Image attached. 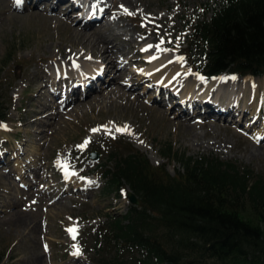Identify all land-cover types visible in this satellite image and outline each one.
I'll use <instances>...</instances> for the list:
<instances>
[{
    "label": "rangeland",
    "instance_id": "rangeland-1",
    "mask_svg": "<svg viewBox=\"0 0 264 264\" xmlns=\"http://www.w3.org/2000/svg\"><path fill=\"white\" fill-rule=\"evenodd\" d=\"M12 1L16 4L20 0ZM176 1L151 0L146 7L151 13L158 14L157 20L144 16V6H139L135 12L127 10L128 18L123 21L124 26L116 27L115 33L124 34L127 39L135 37L147 48L151 47L153 35H142L135 27L163 29L165 35L171 36L168 40L179 45L181 54L191 64L187 63L188 66L202 75L204 59L201 50H185L182 44L192 42L189 23L206 14L210 16L222 0H179L181 3L187 2L184 9ZM66 2L60 4V11L65 12ZM173 2L175 11L167 10ZM50 7V2L40 4V9L46 10L49 15L52 14ZM13 12L23 14L26 11L8 7L5 0H0V125H4L0 127V177H9L6 186L0 179V187H6L10 195L13 194V199L19 201L18 205L10 207L0 204V264H65L71 258L82 259L86 264H101L99 260L117 255L118 246L99 243L104 241L110 219L123 217L133 206L127 197L131 190L125 186L118 193H105L104 170L101 167L111 153L122 154L124 145L143 153L153 167L165 166L170 176L175 175L179 165L163 158L162 151L168 145L174 151L189 156L218 157L223 161L236 162L252 168L264 178L263 128L260 125L252 126L253 121L247 117L236 123L231 116H226L219 125H215L213 119L196 117L195 123H210L186 134L179 130L180 135L175 138L169 130L160 132L155 129L151 124V115L138 106L126 110V117H120L121 122L110 120L116 114L114 107L108 112L105 105L95 103L61 115L59 108L66 112L69 107H65L62 98L55 97L53 92L47 90L42 101L43 112L39 114L41 123L27 126L25 123L38 117L36 110L39 104L35 101V95L39 85L31 83L34 72L41 67L57 69L52 56H56V61L60 58V46L70 50L71 44L64 42L61 33H56L53 40L43 44L35 25L10 18ZM76 12L70 13L73 25L78 15ZM136 15L141 16L142 21ZM158 41H164L162 34L158 35ZM121 47L129 51L127 45ZM154 54L175 56L167 49L155 50ZM86 56L88 61L79 63L78 67L84 64L90 66L94 62L88 53ZM130 69L138 68L134 65ZM219 77L235 76L228 73ZM215 79L206 78V81L215 82ZM146 83L143 81L135 85L134 92L142 101H147L148 106H154L156 91ZM236 89L241 96V87ZM259 99H262L261 105ZM87 100V97H82L78 103L83 104ZM255 101L263 111L262 89L255 94ZM78 103H73L70 108ZM165 107L169 111V121L179 122L180 111H173L171 104H165ZM36 134L41 139L38 144L30 146ZM194 134H199L204 144H195L192 139ZM209 140L213 145L205 143ZM14 150L24 154V157L6 154ZM92 153H97L99 158L92 160ZM47 164H52L53 168L46 170ZM31 165L35 166L36 172L31 171ZM21 173L24 175L21 176ZM59 180L67 183L65 190L75 192L76 188L79 192L63 194L61 198L65 203L51 210L49 198L43 196V191ZM34 190L37 193L32 199L19 197L20 193L26 195ZM0 194L4 193L0 191ZM39 198L47 202L38 205L36 200ZM6 200L9 201L8 198ZM18 211L21 214H17ZM244 215L251 218V210L246 208ZM17 217H21V222H16ZM260 224L264 230V220ZM70 228L76 229L75 239L68 231Z\"/></svg>",
    "mask_w": 264,
    "mask_h": 264
},
{
    "label": "trees",
    "instance_id": "trees-1",
    "mask_svg": "<svg viewBox=\"0 0 264 264\" xmlns=\"http://www.w3.org/2000/svg\"><path fill=\"white\" fill-rule=\"evenodd\" d=\"M189 27L192 42L183 46L201 50L207 78L264 76V0H222L210 16L193 19ZM123 151L111 153L101 167L105 193L127 186L140 205L110 219L99 244H115L117 255L101 264H264L261 175L168 145L163 158L179 165L170 176L165 166L153 167L130 145ZM246 208L251 218L245 217Z\"/></svg>",
    "mask_w": 264,
    "mask_h": 264
},
{
    "label": "bare ground",
    "instance_id": "bare-ground-1",
    "mask_svg": "<svg viewBox=\"0 0 264 264\" xmlns=\"http://www.w3.org/2000/svg\"><path fill=\"white\" fill-rule=\"evenodd\" d=\"M65 1L67 2L64 6L67 8L65 12H62L59 10L60 4ZM150 1L20 0L15 4L12 0H5L8 7L26 11L23 14L13 12L9 17L34 24L43 44L53 40L56 33L64 35V42L71 44L70 50L60 46V58L56 61L54 60L56 56L51 55L57 69L41 67L34 72L31 83L39 85V91L35 95V101L39 104L36 110L38 117L25 124L31 126L37 122L41 123L39 114L43 112L42 101L46 91L50 90L55 97L62 98L61 101L65 107H69L66 112L58 107L61 115H68L71 111L95 103L105 105L108 112L111 111V107H114L116 114L110 120L121 122L120 117H126V110L138 106L151 115V124L155 129L160 132L169 130L175 138L179 137V130L186 134L197 127H206L210 123L208 121L195 123L196 117L213 119L215 125H219L220 120L226 116H231L236 123L239 119L247 117L253 121L252 126L260 125L263 128L264 139V110H261V114L259 108L262 99H259V104L255 101L257 91L262 89L264 92V78L218 77L215 82L208 83L205 76L196 73L188 66L179 45L169 41L171 36L165 35L163 29L158 30L153 26L135 27L142 35H153L150 41L151 47L147 48L135 37L127 39L124 38V34L115 33V28L121 27L123 21L128 18L127 10L135 12L139 6L145 7L143 11L145 17L151 20L159 19L158 14L151 13L146 7ZM43 2L51 3L52 14L49 15L46 10L40 9V4ZM176 2L181 4L182 9L187 6V2L181 3L179 0ZM174 4L175 2L167 10L175 11ZM76 10L78 15L73 25L70 13ZM135 17L139 21L143 19L139 15ZM159 34H162L164 39L161 43L158 41ZM122 45H127L129 51L126 52ZM158 49L170 50L176 57L154 54ZM87 53L94 62L90 66L84 64L81 68L78 67L79 63L88 61ZM134 65L137 66V70L130 69ZM144 68L148 69L140 71ZM143 81L156 91L153 98L154 106H148V102L142 101L134 92L135 85ZM214 85L216 87H213ZM238 86L241 87V96L236 89ZM82 97H87L88 100L83 104L78 103ZM73 103L78 104L70 108ZM164 103L173 105V111H180L179 122L169 121V111ZM54 104L56 105L55 102ZM40 139L36 134L30 146L38 144ZM192 139L199 146L204 144L199 134H194ZM205 143L208 146L213 145L211 140ZM255 152L256 150L252 151L253 154ZM6 154L11 157H24V154L18 153L17 150L8 151ZM45 166L46 170L53 168L52 164ZM31 171H37L34 165H31ZM0 179L6 186L9 177L5 175ZM66 186V182L59 180L55 185L42 190L43 196L49 198L51 210L65 203L61 198L63 194L73 192L65 190ZM74 190L75 194L79 192L76 188ZM0 191L7 195L0 194V204L3 207L18 205L19 201L13 199V194L11 196L6 187H0ZM36 193L37 190L26 195L20 193L19 197L32 199ZM44 202H47L44 198L36 200L38 205ZM25 206H28L27 203ZM17 214L21 212L18 211ZM20 218L17 217L16 222H21ZM33 250L37 252L35 248ZM65 264L86 263L82 259L71 258Z\"/></svg>",
    "mask_w": 264,
    "mask_h": 264
},
{
    "label": "water",
    "instance_id": "water-1",
    "mask_svg": "<svg viewBox=\"0 0 264 264\" xmlns=\"http://www.w3.org/2000/svg\"><path fill=\"white\" fill-rule=\"evenodd\" d=\"M98 158H99V155L96 154V153L91 155V159H93V160H97ZM128 198H129V201H130L131 204L137 205V206L140 204L133 193H129L128 194Z\"/></svg>",
    "mask_w": 264,
    "mask_h": 264
},
{
    "label": "snow or ice",
    "instance_id": "snow-or-ice-1",
    "mask_svg": "<svg viewBox=\"0 0 264 264\" xmlns=\"http://www.w3.org/2000/svg\"><path fill=\"white\" fill-rule=\"evenodd\" d=\"M3 126L4 125H0V127H3ZM118 131H125V129H118ZM68 231L70 232V234H72L73 239H75L76 229L75 228H70V229H68ZM76 254H78V250H77V253Z\"/></svg>",
    "mask_w": 264,
    "mask_h": 264
}]
</instances>
